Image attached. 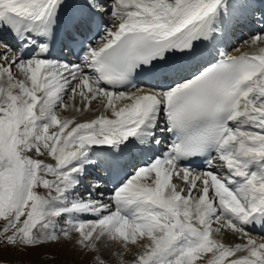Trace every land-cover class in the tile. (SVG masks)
<instances>
[{"label": "snow or ice", "instance_id": "6c2138e0", "mask_svg": "<svg viewBox=\"0 0 264 264\" xmlns=\"http://www.w3.org/2000/svg\"><path fill=\"white\" fill-rule=\"evenodd\" d=\"M62 242L264 264V0H0V248Z\"/></svg>", "mask_w": 264, "mask_h": 264}, {"label": "rangeland", "instance_id": "374dc122", "mask_svg": "<svg viewBox=\"0 0 264 264\" xmlns=\"http://www.w3.org/2000/svg\"><path fill=\"white\" fill-rule=\"evenodd\" d=\"M40 191L43 193L44 190ZM0 264H86V260L81 254L74 253L70 244L62 242L23 253L16 249L0 248ZM111 264H115V261Z\"/></svg>", "mask_w": 264, "mask_h": 264}, {"label": "bare ground", "instance_id": "6f19581e", "mask_svg": "<svg viewBox=\"0 0 264 264\" xmlns=\"http://www.w3.org/2000/svg\"><path fill=\"white\" fill-rule=\"evenodd\" d=\"M244 35H248V33L245 32ZM242 51H250V50H249L247 47L242 46ZM232 54H233V55H238V54H240V53L233 52ZM225 239H226V242H227V243H231V244L239 243V242H240L239 240H237L236 237H234V236H232V235H230V234L226 235ZM105 257H106L107 259L110 260V264H111L112 262H114V260L112 259V257H111V255H110L109 252H106V253H105ZM127 258H128V260H129V257H126V259H127Z\"/></svg>", "mask_w": 264, "mask_h": 264}]
</instances>
